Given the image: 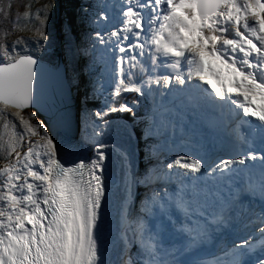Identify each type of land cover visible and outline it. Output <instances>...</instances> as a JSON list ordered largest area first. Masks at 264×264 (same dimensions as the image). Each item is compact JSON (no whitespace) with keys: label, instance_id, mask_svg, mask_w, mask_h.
<instances>
[{"label":"snow or ice","instance_id":"6c2138e0","mask_svg":"<svg viewBox=\"0 0 264 264\" xmlns=\"http://www.w3.org/2000/svg\"><path fill=\"white\" fill-rule=\"evenodd\" d=\"M55 7L0 0V264H264V0Z\"/></svg>","mask_w":264,"mask_h":264},{"label":"rangeland","instance_id":"374dc122","mask_svg":"<svg viewBox=\"0 0 264 264\" xmlns=\"http://www.w3.org/2000/svg\"><path fill=\"white\" fill-rule=\"evenodd\" d=\"M19 3H24L25 0H18ZM54 3L56 5L54 9V14H53V19H52V24H51V32L53 36V41H54V48L53 51L55 53V58L59 59V53L63 54V40H64V26H65V3L64 0H54ZM77 35L76 33H73V36L75 37ZM78 38V37H76ZM56 39H57V44H56ZM76 63V62H75ZM72 62L71 64H75ZM69 64V65H71ZM77 65V63L75 64ZM78 66V65H77ZM141 150V151H140ZM139 150V157H138V162L140 163L142 159H139L141 156L143 157V150L142 146L141 149Z\"/></svg>","mask_w":264,"mask_h":264},{"label":"trees","instance_id":"16d2710c","mask_svg":"<svg viewBox=\"0 0 264 264\" xmlns=\"http://www.w3.org/2000/svg\"><path fill=\"white\" fill-rule=\"evenodd\" d=\"M84 0H64L65 3V23H71L73 33L75 31L81 33L82 26L80 24V21L78 19V11H79V5L83 3ZM84 86V85H83ZM85 88V86H84ZM96 102L94 101H89L88 107L91 108ZM141 112H143V108L140 109ZM127 115V114H125ZM142 146V145H141Z\"/></svg>","mask_w":264,"mask_h":264},{"label":"water","instance_id":"95a60500","mask_svg":"<svg viewBox=\"0 0 264 264\" xmlns=\"http://www.w3.org/2000/svg\"><path fill=\"white\" fill-rule=\"evenodd\" d=\"M60 57L61 56H59V58ZM77 92L79 93V95L77 94ZM80 92H81L80 90L76 91L75 86H73L71 89V104H72V109L74 113L79 108ZM77 134H78L77 129L74 126L72 130V136H74L77 139Z\"/></svg>","mask_w":264,"mask_h":264},{"label":"bare ground","instance_id":"6f19581e","mask_svg":"<svg viewBox=\"0 0 264 264\" xmlns=\"http://www.w3.org/2000/svg\"><path fill=\"white\" fill-rule=\"evenodd\" d=\"M76 37V36H75ZM56 44H57V39H56ZM63 54H61V53H59V56H62ZM58 56V57H59ZM75 63V62H74ZM76 64V63H75ZM73 65V64H71V65H69V67H68V73H72V70H73V68H75V67H78L77 65ZM75 89H76V91H78V90H80V87L79 88H77V87H75ZM77 94L79 95V93L77 92ZM80 105H81V101H80V103H79ZM79 138H80V136H79ZM78 140V139H77ZM141 151V150H140Z\"/></svg>","mask_w":264,"mask_h":264}]
</instances>
